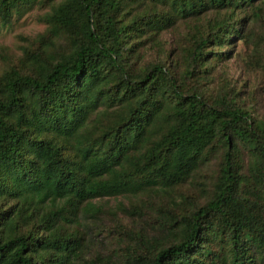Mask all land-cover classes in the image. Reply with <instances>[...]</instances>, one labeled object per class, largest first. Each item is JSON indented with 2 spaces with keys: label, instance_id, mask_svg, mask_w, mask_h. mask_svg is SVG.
<instances>
[{
  "label": "trees",
  "instance_id": "obj_1",
  "mask_svg": "<svg viewBox=\"0 0 264 264\" xmlns=\"http://www.w3.org/2000/svg\"><path fill=\"white\" fill-rule=\"evenodd\" d=\"M33 1L0 67V264H264V0H0V23Z\"/></svg>",
  "mask_w": 264,
  "mask_h": 264
},
{
  "label": "rangeland",
  "instance_id": "obj_2",
  "mask_svg": "<svg viewBox=\"0 0 264 264\" xmlns=\"http://www.w3.org/2000/svg\"><path fill=\"white\" fill-rule=\"evenodd\" d=\"M47 10V7L33 1L18 12H14L8 24L0 23V67L6 60L12 59L13 55L20 54L23 39L43 30L44 24L38 20V17ZM254 30L264 34V19L255 25ZM231 67L236 79L241 81L244 79L247 85L251 86L252 75H248L245 79L246 74L242 68H239V65H231Z\"/></svg>",
  "mask_w": 264,
  "mask_h": 264
}]
</instances>
